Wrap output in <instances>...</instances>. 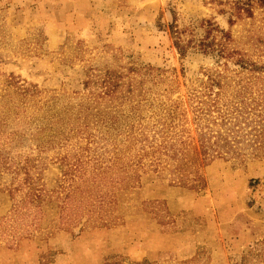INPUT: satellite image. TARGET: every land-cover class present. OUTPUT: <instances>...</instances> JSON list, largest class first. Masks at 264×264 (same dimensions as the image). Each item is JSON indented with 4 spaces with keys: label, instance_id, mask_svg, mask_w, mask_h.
<instances>
[{
    "label": "rangeland",
    "instance_id": "rangeland-1",
    "mask_svg": "<svg viewBox=\"0 0 264 264\" xmlns=\"http://www.w3.org/2000/svg\"><path fill=\"white\" fill-rule=\"evenodd\" d=\"M253 65L264 0H0V264H264V157L214 158L195 187L145 157L129 172L138 181L114 189L109 226L98 210L69 227L57 214L79 176L133 159L135 108L190 104L208 75L257 87ZM32 187L41 221L21 208Z\"/></svg>",
    "mask_w": 264,
    "mask_h": 264
},
{
    "label": "trees",
    "instance_id": "trees-1",
    "mask_svg": "<svg viewBox=\"0 0 264 264\" xmlns=\"http://www.w3.org/2000/svg\"><path fill=\"white\" fill-rule=\"evenodd\" d=\"M244 10L251 14L250 7ZM253 66V69L264 68V65ZM211 76H207L208 82L202 91L190 94V104L175 101L160 110H151L147 117L135 108L136 113L125 130L129 141L140 143L137 153L127 162L115 153V160L110 161L113 157L107 160L110 165L102 163L95 167L88 179L79 176L83 188L77 186L78 195L67 193L61 199L57 206L58 225L77 226L84 216L90 220L98 210L99 225L109 226L111 222L103 213L114 203V189L129 185L132 180L138 181V177H132L129 172L145 157L154 172L166 171L172 176L171 182L192 187L203 183L202 177L192 174L195 168L214 158L264 157V83L253 87L247 79L246 84L239 83L228 90L223 88L219 75L216 77L220 82ZM108 82L107 95L115 90L114 83ZM145 119L152 121L144 123ZM139 150L143 152L141 155ZM85 164L83 162V168ZM79 170H82L80 165L73 171ZM28 180L25 178L26 182ZM44 197V193L29 188L21 208L32 207L35 210L33 220L41 221L45 216L42 210Z\"/></svg>",
    "mask_w": 264,
    "mask_h": 264
}]
</instances>
